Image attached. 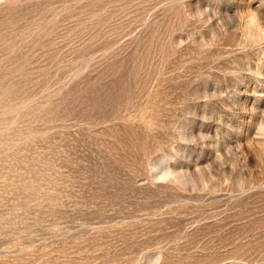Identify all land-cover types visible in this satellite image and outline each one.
I'll return each mask as SVG.
<instances>
[{"label": "rangeland", "instance_id": "1", "mask_svg": "<svg viewBox=\"0 0 264 264\" xmlns=\"http://www.w3.org/2000/svg\"><path fill=\"white\" fill-rule=\"evenodd\" d=\"M0 264H264V0H0Z\"/></svg>", "mask_w": 264, "mask_h": 264}]
</instances>
